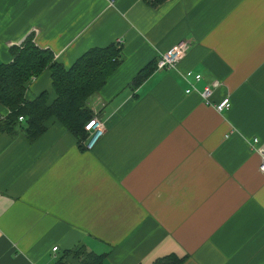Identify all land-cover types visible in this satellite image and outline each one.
<instances>
[{"label": "crops", "instance_id": "crops-1", "mask_svg": "<svg viewBox=\"0 0 264 264\" xmlns=\"http://www.w3.org/2000/svg\"><path fill=\"white\" fill-rule=\"evenodd\" d=\"M28 36L66 68L114 42L124 57L89 100L94 149L55 117L35 140L0 131V264H264V0H0L1 62ZM181 40L178 66L132 84ZM44 92L50 67L25 97Z\"/></svg>", "mask_w": 264, "mask_h": 264}, {"label": "trees", "instance_id": "trees-1", "mask_svg": "<svg viewBox=\"0 0 264 264\" xmlns=\"http://www.w3.org/2000/svg\"><path fill=\"white\" fill-rule=\"evenodd\" d=\"M164 1L153 0V3L157 5ZM12 54L13 62L0 63V103L5 108L0 111V131L14 134L21 129L30 140H35L46 131L47 121L55 117L82 143L87 137L85 123L94 116L89 100L123 61V46L114 42L105 47H92L70 68L57 62L50 50L39 48L32 36H28L21 46H13ZM156 61L140 70L132 84L136 86L147 79L155 70ZM48 67L52 71L56 99L48 103L44 92L34 100H27L29 81ZM8 110L11 112L4 113ZM4 114L6 116L1 118ZM20 116L24 117L23 121H19ZM72 252L81 255L84 247L79 245ZM100 261V256L88 254L80 263L99 264ZM179 263L180 260L171 259L159 261V264Z\"/></svg>", "mask_w": 264, "mask_h": 264}, {"label": "built area", "instance_id": "built-area-1", "mask_svg": "<svg viewBox=\"0 0 264 264\" xmlns=\"http://www.w3.org/2000/svg\"><path fill=\"white\" fill-rule=\"evenodd\" d=\"M189 46L190 43L187 40H181L173 47H171L169 50L161 53L156 61V69L166 70V69H173L176 66H178L180 61L187 54V50ZM185 76L187 79L194 76L196 81L202 79L201 74H194L191 70L186 71ZM220 85L221 83L218 80H215L210 85H207L201 92L202 97L204 99L209 100V97L211 96L213 90L216 87H219ZM192 90H194V88L191 86L186 90V92L189 93ZM230 105H231L230 98L225 97L219 103L216 104V109L218 111H224L225 109H228ZM10 112H11L10 110L6 111V114ZM19 120L20 121L24 120V117L20 116ZM85 130L87 131V137L83 141L84 149L92 150L99 143L102 137L106 134L107 127L105 126V123L101 121V119L97 115H94L85 123ZM257 141H258L257 139L253 141V148L255 149L256 152H258L261 155L262 161L260 164V171L264 173V149H261V147L257 146ZM56 249L57 247L54 248V250Z\"/></svg>", "mask_w": 264, "mask_h": 264}, {"label": "rangeland", "instance_id": "rangeland-1", "mask_svg": "<svg viewBox=\"0 0 264 264\" xmlns=\"http://www.w3.org/2000/svg\"><path fill=\"white\" fill-rule=\"evenodd\" d=\"M0 62H1V59H0Z\"/></svg>", "mask_w": 264, "mask_h": 264}]
</instances>
